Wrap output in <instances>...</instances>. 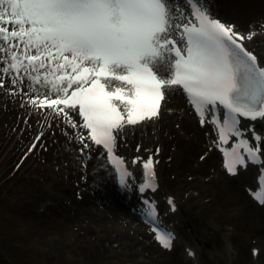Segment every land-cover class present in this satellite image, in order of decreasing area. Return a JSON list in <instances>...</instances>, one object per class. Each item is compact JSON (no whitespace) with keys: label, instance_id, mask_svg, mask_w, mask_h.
I'll return each instance as SVG.
<instances>
[{"label":"snow or ice","instance_id":"1","mask_svg":"<svg viewBox=\"0 0 264 264\" xmlns=\"http://www.w3.org/2000/svg\"><path fill=\"white\" fill-rule=\"evenodd\" d=\"M256 34L222 22L213 0H0V63L7 65L0 72L13 73V85L27 77L36 93L30 102L62 114L73 128L69 111L77 112L88 132L81 142L90 139L106 154L122 190L132 185L140 193L157 191L159 161H126L118 147L128 126L159 117L166 91L182 92L200 124L217 131L230 176L260 166L248 191L264 206V133L249 143L241 131V118L264 121V57L245 43ZM233 137L235 145L225 147ZM133 165H140L138 185ZM142 201L156 241L172 250L175 230L162 225L155 199ZM167 202L175 212L173 199Z\"/></svg>","mask_w":264,"mask_h":264},{"label":"bare ground","instance_id":"2","mask_svg":"<svg viewBox=\"0 0 264 264\" xmlns=\"http://www.w3.org/2000/svg\"><path fill=\"white\" fill-rule=\"evenodd\" d=\"M215 4H217V2L213 0V5ZM238 19L242 20L243 18L239 17ZM7 77L10 78V75H7ZM25 80H27V77H25ZM175 97L177 98H174V101L168 104V106L170 108L177 109L179 108V105L182 103L181 101L182 99L178 96ZM9 108H10V112L7 111L8 112L7 114L0 115V167L6 161V158L9 157L10 155V153H8L9 147L11 146L12 143L14 144L16 141L14 136L10 140V134L6 138V134L8 133L9 130L4 127V123L6 125L8 124V127L12 126L15 123H17L19 119L17 115L18 116L24 115L25 113V110H16V109L13 110L12 107L10 106ZM177 113L179 112L177 111ZM14 115H15L14 120L16 121H14L13 123V119L11 117ZM180 117L181 114H173L172 116L164 114V119L160 123L163 126V129L165 130L164 137L161 131L158 130L160 125L158 124L155 125L154 127L153 126L151 127L150 125L149 128L150 130H148L149 135L144 136V138H141V140H138V141H142V143H145L146 148H149L150 146L153 145H158L159 143H161L162 145L169 144V141L166 140L167 138L165 137V134L167 132L168 135L172 136L171 126L173 122L182 124L183 128L186 131L189 132L193 131L195 133V138L191 139V141L188 144L186 143V145L184 146V151L180 150L183 159H179L177 157L178 162L174 163L172 166V168L177 171V181H175V183H171L169 181L166 182V184L169 187L174 186L177 188V190L187 187L186 185L187 183L185 182V175L187 172L183 166L184 164H188V162L192 160L193 154L202 147V139L200 137V134L197 132V130L194 129L193 119L191 117H187V114L182 119H180ZM13 127H15V125ZM59 130L57 131V136L55 137V139L52 140L53 148L51 149V156L47 157L48 163L51 160H59V161L64 160L65 162L70 163L69 168L64 167L62 172L56 173L55 171H53L52 167L46 168L45 166H41V169L37 168L36 170L30 172L27 178L17 176V178L15 179L12 178L6 179L7 170L6 169L0 170V197L3 196L5 191L10 190V186L11 187L16 186L15 190H19V188L22 187V193L27 194V197H25L24 199L26 206L32 208L35 204H37V208L38 205H40L39 208L42 207L45 209L44 212H38L37 208L34 207L36 208V210L34 209L35 219L40 224H46L48 220L51 218V214L49 213L51 211H56V210L59 211V208L61 207L58 219L60 220L61 218L63 223L67 224V226L69 227V229L64 233V236L66 237L64 240H66L69 247L72 246H76L78 248L86 247L84 253H85V258L88 261L92 259L94 260L98 259L99 262L101 263L107 262V264H154V263L190 264L186 260V255L182 256L180 254H177L174 257L173 256L168 257L166 263L163 261H159L160 259L154 260L149 256L148 258H144L142 261H138L139 258L143 257V253L144 255L145 253L150 255L151 253H154L157 247L154 246V244H151L150 242H147L148 244L144 242L145 240H148L147 237L145 236L142 237L140 241L139 240L140 236L131 234L130 228L127 227L128 229L125 230L122 229L120 224H122L123 221L128 222L131 215L129 210L125 207L124 200L120 201L113 196L112 186L109 184L111 174H108L107 172L100 170L98 172L92 173L90 170H88V165L90 164V160H88L87 155L82 156L80 154H77L76 152L72 153L73 149L76 146H80L83 148L84 143L80 141L77 142L70 141L64 138L66 135H71L72 133L73 134L76 133L73 130L71 123L67 121L64 122L61 129ZM139 131L141 130H138L135 133L136 139ZM152 131H157V135H152L153 134ZM28 132L29 129L27 127L21 138L22 139L25 138L28 135ZM157 138L158 141L156 142ZM132 139H133L132 133L130 136L128 135L126 136L127 142H131ZM180 140L183 141V139ZM54 154L59 157L54 158ZM41 157L45 158L44 155H42ZM76 161H80V162L75 163ZM41 170L44 173L43 175L45 177V183L43 184L39 183V178L43 177V175L39 174ZM72 171L75 173H72ZM77 171H79L78 175H76ZM80 171L83 174H80L81 173ZM193 171L188 170V172H192L194 175L200 174V176L207 173L206 166L204 163L199 165L196 169L193 168ZM65 172L67 173L66 174L67 180L61 181L60 178H58V176H61L60 175L61 173L65 174ZM74 175H76L75 177L76 179L73 178ZM82 175L84 177H82ZM249 177H250V173L248 172V176L246 178ZM88 178H93L96 182H92ZM73 179H75L74 181L76 182L81 181V184L85 185L88 190L86 194L84 193L85 199L82 203L81 202L79 203L77 201L73 203L74 209H72L70 206H67L68 204L65 203L67 200H70V198L72 197L71 194L72 189L70 187L71 184L69 181ZM200 184H201L200 182L194 184L193 187H197L200 193L203 194L204 196H209V194L213 192L214 194H216V197L218 198V195H224L227 192L229 193L232 192L228 187L224 185L222 179L219 178L217 180L213 179V181H211L212 184L211 187L207 186L206 184L200 186ZM209 188L211 192L208 193ZM81 189L84 188L83 187L77 188L76 191ZM93 191L94 193H92ZM31 192L35 193V197H31ZM237 199L241 200L240 202L241 204L243 203L245 204L241 206L239 203L238 204L239 206L237 207L234 206L233 208H229L228 214L233 215L236 219L235 222H237L238 224V221L240 219L247 218L246 213L247 210L250 209L248 208V205H250V203L240 191L238 192ZM24 201L22 199V201L19 200L18 203L19 202L24 203ZM211 202L205 203V205L201 206L200 209H202L203 211H208V209L211 207L210 205ZM192 206L193 205L190 204L189 208L187 209L189 210V212H187L186 210V214L184 216V220L182 224L183 223L187 224L191 221V219H188V217L192 216ZM249 212L251 214L249 218L250 223L254 225L258 224L259 226H261L262 234L264 235V212H259L257 209L256 211L250 209ZM254 215H258V217L252 218ZM70 224L74 226L70 228L71 226ZM75 226L78 227L77 229L78 232H74L73 228ZM235 229L238 231L237 227ZM190 230H191L190 234L193 237L194 235L193 230L192 229ZM81 231L83 232V234H81ZM136 232L138 233L139 231ZM139 235L142 234L139 233ZM73 239H75L74 242L72 241ZM263 239L264 236L262 240L261 239L259 240L264 245ZM113 241H115L114 243H120L119 249H115L112 247ZM139 246L141 247V249L138 248ZM60 247L58 246V250H61ZM186 247L187 246H184V249ZM68 250L73 251V249H68ZM160 252L164 255L167 254L162 251ZM241 252H242L241 254L237 255L239 261L249 262L250 258L246 250L243 248ZM198 256L199 259L196 260L195 262L201 264H210L207 257L204 258L203 261L201 260L202 259L201 253H199ZM148 259L149 262H147ZM261 259H264V247L262 248V251L259 255L258 262ZM232 260H234V257ZM195 262H193V264Z\"/></svg>","mask_w":264,"mask_h":264},{"label":"rangeland","instance_id":"3","mask_svg":"<svg viewBox=\"0 0 264 264\" xmlns=\"http://www.w3.org/2000/svg\"><path fill=\"white\" fill-rule=\"evenodd\" d=\"M217 2L215 4V7L217 8V11L220 13V17L226 19L227 21H233L236 23H239L240 25L247 26L249 23L263 20L264 18V0H214ZM225 8H224V7ZM243 18L242 20H239L238 18ZM0 109V115L1 114H7L6 109L8 107L7 104L1 105ZM18 117V115H17ZM10 118V117H9ZM13 119V123L15 115L11 117ZM12 123V124H13ZM175 122L172 125V130L174 134V142L175 145L178 143V133L176 132V126L181 124H175ZM15 125V124H14ZM14 125L9 126L4 123V127L8 129V133L6 134V138L8 137L9 133L12 135L14 132ZM8 127V128H7ZM194 128L198 131L199 129L194 124ZM13 129V131H12ZM18 131H21L18 129ZM18 131L16 134H18ZM200 136L202 138V132L199 130ZM191 134H194L193 131H191ZM21 137V133L19 135V139ZM30 137V133L26 138H23L18 141V143L14 146L13 150L12 147H9L10 155L6 158V161L4 164L0 167V170H4L7 168L6 176L9 178L10 174L12 173V161L19 157V149L22 147L24 142L28 140ZM195 138V137H194ZM55 138H51V141L46 145V149H50L52 140ZM169 140V139H168ZM17 141V139H16ZM203 139H202V147L198 149L192 157V160L188 162V164H184V168L186 170L185 178L195 175L191 174L189 171H193V168L196 167V160L201 154L203 150ZM171 146V145H170ZM167 147L169 151H173L175 148L173 147ZM184 145H182V148ZM45 150V149H44ZM43 150V154L45 156V159L43 158L39 159L34 166H32L23 176H27L28 172L32 169H41L40 166L44 165L46 168H48V161L47 157L51 156L50 152H46ZM184 151V150H182ZM90 155V154H88ZM93 159V157H92ZM51 162V161H50ZM39 163V164H37ZM44 163H47L44 164ZM11 164V165H10ZM58 164V163H57ZM67 163L63 162V165H66ZM10 165V166H9ZM167 166L171 169L167 173ZM173 165H166L165 167V176L164 179L171 180L172 183H175L176 180L173 177H177V171L172 168ZM193 166V168H192ZM57 167L54 166V171L57 170ZM182 167V168H183ZM195 169V168H194ZM213 171V164L212 160L208 162V171L207 173L209 175L212 174ZM194 172V171H193ZM41 173L44 174L41 170ZM58 173V172H56ZM72 173H75L72 171ZM75 176V175H74ZM206 178V176H203ZM26 178V177H23ZM74 178V177H73ZM64 179V178H62ZM67 179V178H66ZM76 179V178H75ZM70 180L71 189H72V197L70 200H67L65 203L68 204L67 206H70L73 208V203L76 202V189L78 182ZM164 181V180H163ZM164 181V182H165ZM39 183H44V180L42 178H39ZM191 184V183H188ZM236 184L237 182H229L226 187H228L232 192L225 193L224 195H218V198L216 197V194L213 192L209 194L208 198H204V202L207 201H213L211 202V207L209 208V211L207 212V215H203V213L200 212L199 209L193 210V217H188V219H191V224L193 226V237L190 234V229L187 226L183 227V232L190 241L193 242L199 249H203L207 251V249L210 247V251H212L214 254H218L222 258L227 257V253L224 249V246L222 245L225 243L228 238L226 236L227 234H231L232 231H227L228 228L234 229V227L238 229V242H234V247H238L239 249H245L248 256H250V249L252 246H263V244L260 242L257 243V239L263 238L261 226L258 224L254 225L250 223V209H246V219H240L237 222H235L236 219H231V214H228L229 208H233L234 206H239L238 204L241 202L240 199H237V193H236ZM240 186V183H239ZM170 188V187H169ZM16 186L11 187L9 191H5L2 197H0V264H107V262L101 263L98 259H92L87 260L85 258L84 250L85 248H78L76 246L69 247L66 240H64L66 237L64 236L65 231L69 229L67 224H64L63 221L58 219L59 211H51L49 214H51V218L48 220L46 224H40L35 219V212L37 204H35L32 208L26 206L25 204V197H27V194L22 193V187L19 188V190H15ZM241 189V186H240ZM175 190V187L173 188V191ZM197 190V189H194ZM175 192V191H174ZM176 193V192H175ZM243 193V192H242ZM31 197H35V193L31 192ZM24 203L19 202V200ZM245 203L240 205H244ZM40 205H38L37 211L40 209ZM36 207V208H34ZM227 208V209H226ZM50 211V210H49ZM26 215V216H24ZM248 215V216H247ZM243 217V216H242ZM258 215H254L252 218H257ZM124 223V221H123ZM71 225V224H70ZM69 225V226H70ZM74 225H71L70 228H72ZM210 227H213L215 232L210 229ZM74 232H77L78 227L75 226ZM204 233L206 234V237L204 236ZM81 234L83 232L81 231ZM223 235L226 237V239L223 237ZM75 240V239H73ZM206 241L209 244V247L206 248L205 244H202L203 241ZM114 242V241H113ZM264 242V239H263ZM200 243V244H199ZM229 243V242H228ZM117 245V244H115ZM58 246L61 248V250H58ZM110 246V245H108ZM64 249H63V248ZM88 247V246H87ZM67 248V249H66ZM68 249H73V251H70ZM247 262H240L237 260L236 264H245ZM250 264V262L248 263Z\"/></svg>","mask_w":264,"mask_h":264}]
</instances>
